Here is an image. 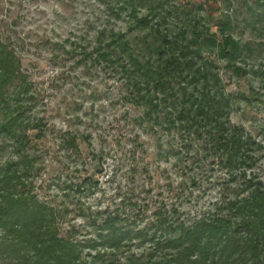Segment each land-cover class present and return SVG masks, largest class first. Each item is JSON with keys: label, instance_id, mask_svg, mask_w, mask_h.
<instances>
[{"label": "rangeland", "instance_id": "obj_1", "mask_svg": "<svg viewBox=\"0 0 264 264\" xmlns=\"http://www.w3.org/2000/svg\"><path fill=\"white\" fill-rule=\"evenodd\" d=\"M137 1L133 14L126 0H0V41L16 50L30 83L29 114L42 120L45 130L40 139L30 133L28 147L0 133V165L34 159L30 182L62 212L61 235L73 231L74 239L87 244L98 240L95 223L108 216L129 218L135 230H155L160 213L192 224L236 196L238 182L214 154L193 139L167 132L147 115L146 106L132 101L126 80L110 67L93 63V57L83 60V51L96 48L101 32L126 33L137 53L143 48L150 33L138 20L158 0ZM162 1L170 13L160 29L178 31L186 19L180 12L190 8L214 24L202 5L215 7L216 18L232 16V35L243 46L240 59L228 63L207 47L202 55L215 59L233 97L230 122L261 145L255 173L264 180V23L250 11H264V2ZM2 119L0 114V127ZM71 135L77 137L79 152L63 142ZM85 178L91 180L78 189ZM149 250L148 243L136 239L117 257L107 251L105 260L126 264L131 254ZM87 254L96 253L86 249V259Z\"/></svg>", "mask_w": 264, "mask_h": 264}, {"label": "trees", "instance_id": "obj_2", "mask_svg": "<svg viewBox=\"0 0 264 264\" xmlns=\"http://www.w3.org/2000/svg\"><path fill=\"white\" fill-rule=\"evenodd\" d=\"M126 2L134 14L138 1ZM166 6L158 0L149 15L138 20L150 33L138 53L126 33L101 32L96 48L83 51V60L93 57V63L110 67L126 80L132 101L146 106L147 115H154L167 132L174 131L180 140L193 139L214 154L238 182L236 196L192 224L160 213L155 230H135L129 218L113 214L95 223L98 240L87 244L74 239L73 231L61 235L62 212L33 189L34 159L25 157L22 163L0 165V264H112V258L105 260L107 251L117 257L136 239L148 243L150 250L131 254L126 264H264V180L255 173L261 145L243 126L230 122L233 97L226 92L215 59L204 60L202 55L207 47L228 63L240 59L243 46L232 35V16L216 18L215 7L202 5L201 11L214 22L209 25L192 8L182 10L186 19L174 32L160 29L169 18ZM250 11L264 23L263 10ZM29 87L16 50L0 41V133L21 147L45 135L43 121L29 114ZM63 142L79 152L75 135ZM90 180L85 178L78 189ZM86 249L96 253L87 254L89 260Z\"/></svg>", "mask_w": 264, "mask_h": 264}]
</instances>
